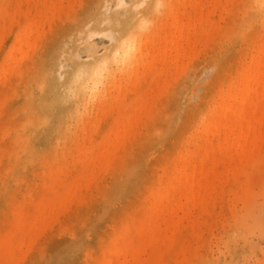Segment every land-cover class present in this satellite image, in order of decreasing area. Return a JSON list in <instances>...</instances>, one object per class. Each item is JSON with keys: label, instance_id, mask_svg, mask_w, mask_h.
Masks as SVG:
<instances>
[{"label": "bare ground", "instance_id": "obj_1", "mask_svg": "<svg viewBox=\"0 0 264 264\" xmlns=\"http://www.w3.org/2000/svg\"><path fill=\"white\" fill-rule=\"evenodd\" d=\"M4 1L0 112L10 88L26 118L14 112L25 121L14 131H5L7 122L1 126L3 135L14 138L9 154L0 156V196L18 200L0 233V264H26L48 237L70 229L66 220L87 213L103 194L104 179L119 177L139 146L147 148L150 160L161 155L148 165L147 185L137 200L90 246L86 260L192 262L204 241L201 228L211 234L223 205L252 194L256 172L264 167V0ZM235 8L242 13L236 25L230 21ZM254 23L259 29L252 30ZM225 38L241 47L221 48ZM204 55L216 67L214 81L208 82L210 76L208 83H198L203 91L196 95L207 108L192 130L181 126L170 141L169 127L185 107L180 100L193 94L199 80L190 69ZM33 68L37 78L29 75ZM173 101L177 109L171 113ZM55 118L59 126L53 130ZM44 137L53 155L45 159L41 183L30 188L29 178L38 174L31 170L40 156L36 142ZM26 169V186L18 190Z\"/></svg>", "mask_w": 264, "mask_h": 264}, {"label": "rangeland", "instance_id": "obj_2", "mask_svg": "<svg viewBox=\"0 0 264 264\" xmlns=\"http://www.w3.org/2000/svg\"><path fill=\"white\" fill-rule=\"evenodd\" d=\"M3 1L4 0H0V3H2ZM76 1L80 4V2L83 0H76ZM77 7H78V5L75 8H77ZM236 9L237 8H235V11H236ZM231 11L234 12V9ZM239 11H240V9H239ZM239 11H238V14H237V11L234 14L233 13L230 14L232 16H235V17H233L232 20H230L233 22H234V20H236L234 22L235 25H236V22L237 23L239 22V19L237 18L238 19L237 20L235 18L238 15L240 16L242 14V13L240 14ZM232 16H231V18H232ZM0 22H2L1 19H0ZM220 23L223 25V28L226 26V23L224 21H220ZM234 23H231V24L234 25ZM1 24L2 23H0V25ZM254 24H255V26L253 27L252 30H256L257 28L259 29L258 24H256V23H254ZM233 25L232 26L230 25V26L234 27ZM242 27H244V25H242ZM260 28H263V29H260V31L262 30L264 32V26L263 27L260 26ZM227 34H228V32H227ZM235 41L230 42L229 38H225L223 43H222L223 45L221 46V48H224V49L229 48L230 49L233 47L232 51H234V50L237 51L241 47V44L238 41H236V42ZM10 43L11 42H9V44ZM220 44H221V42H220ZM56 45H57V43L54 46L52 45L53 46L52 49L55 47L54 49L56 50L58 48L57 47L58 45L57 46ZM232 54H234V52H232ZM232 54L230 53V58H231ZM227 58H228V56H227ZM211 63H212V61L210 62V59L207 58V55H204V56L200 57L198 59L197 63L190 69L191 72L189 71L190 72L189 74L190 75L192 74L191 77L193 75L195 77L196 76L199 77V80L197 79V81L191 80V82L195 81V83H194V87L196 89V90H194L195 96H194V92H193V94L189 93L188 94L189 98L185 97V101H183L184 98L181 99L183 101V103L180 100L181 107H183L182 106L183 104L185 107H183V109L181 108V114H180V117L177 119V121L176 120L174 122L172 121L174 124H175V122L178 124L173 125V123H172V125H171V122H170L171 120L168 121L170 123L169 126L171 125L169 127V129L173 128L172 130H169L171 132L170 133V137H171L170 141H174V138L177 135L176 133H177L178 129H180L181 126H182V131H188V130L190 131V129L192 130V128L202 118L201 114L207 108V104L201 102L200 96L196 95V94H199V91H200V93L203 91L202 90L203 89L202 84H203V82L205 83V80H204L205 78H206V82H207V80L210 79L209 78L210 76H211V79L208 82H212L215 79L216 67L213 66V64L211 65ZM210 66L213 67V69L210 68ZM207 67H208V69H210L211 71L213 70V71L211 72L210 70L207 69ZM32 71H33V73H30L29 75L32 74L31 77L37 78V76H36L37 75V68H33L31 70V72ZM212 77L214 79H212ZM207 78H209V79H207ZM198 83H202V84H200L198 86ZM191 85H192V83H191ZM195 85L197 86V88ZM198 87H200V88H198ZM9 89L10 88H8L7 91H5V93H4V99L6 98L7 104L5 103L4 109L2 108L3 110H2V112H0V117H3L2 119H0L2 122V123L0 122V134H1L0 135V138H1L0 142L2 141V143H0V152H2V153H0V156H2V157L9 154V152L13 146L12 141L14 138V136H13V138L11 137L14 133H11L10 134L11 136L10 135H3L4 129L6 131L7 128H10L7 131H11V129L13 128L12 131H14L17 128L16 127L17 124L22 123V121H23L22 118L23 119H24V117L26 118V116L23 113H21L18 109L21 106L20 102H18L16 99H14L13 96L11 97L10 93H12V90H9ZM5 94H8V95H5ZM188 99H189V101H187ZM173 102L174 103L171 102V104H170L171 106L168 107L169 111H171V113H173L172 111L177 109V107L175 105L176 102L175 101H173ZM10 103H11V105L12 104L13 105L9 106ZM6 105H8L7 108H6ZM11 109L13 111H11ZM14 112H16L17 114L19 113L24 117L21 118L20 115L17 116L16 114H14ZM10 114H11V116L14 114V117L12 119H11ZM15 115L17 117H15ZM7 118H10L11 120L9 121V119H7ZM19 118H20V120H19ZM13 120L15 122H13ZM56 120L59 123L58 119L55 118L54 121H52V124H50V128L53 130L59 126V124L56 122ZM3 121H5V122H3ZM18 121H20V122L18 123ZM24 121H25V119H24ZM10 122H11V124H13V126L15 125V127H13L12 125L10 126L9 125ZM55 123L58 126H56ZM3 124L7 125V127L5 125H4V127H6V128L1 127V126H3ZM183 124H184V126H183ZM53 125L55 126V128L53 127ZM51 129H49L48 132L51 131ZM173 131L176 133H174ZM2 137H4V139ZM5 137H6V139H5ZM3 142L5 144H3ZM10 142H11V147L8 146V148H6L7 147L6 143H8L10 145ZM61 143H62V140H60V145H61ZM1 145L2 146L5 145V146L2 147ZM40 145L43 147H41ZM37 146L40 149L39 150L37 148L39 151L38 154L40 156H37V155L35 156V159H34L35 161L33 160L34 168L31 170H35L38 174L36 175L37 178H35V176H32L31 178H29L33 184L30 188H33L34 186H37L41 183V181H42V170L44 169L45 165L48 164L47 163L48 160L53 155V151H52L53 149L50 150L46 137L39 139L36 142V147ZM41 149H43V150L41 151ZM58 149L61 150L62 147L59 146ZM1 150H3V151H1ZM5 152H7V153L5 154ZM47 152H49V153H47ZM50 154H51V156H50ZM143 154H145V155H143ZM160 155H161V153H158V155H154L155 157L153 156L152 157L153 159L150 160L149 156L147 155V148L146 147H144V146L136 147L135 151H134V155L131 158L128 157L125 159L124 166H123L124 170H122L123 168L121 169V171H122L121 175L119 177H117V175H112V176H109L106 179H104V181H103L104 184L102 186V193L103 194L99 198L97 197L91 201V203L88 206L89 210L87 211V213L83 214L81 212V213H77L76 215H74L73 218L69 217L66 221L68 224H70L71 228L64 231L61 234L56 235V236L48 237L46 244H44L45 247H43L44 246L43 244L39 245L34 256L31 257L26 262V264H38V263L42 264L44 257H46V256L47 257L44 261H47L48 257H49L48 260H50V261L47 263L44 262L43 264H50V262L53 263L54 261L57 264V262L59 260H60V262H58L59 264H69V262H72L73 259L76 260V263L74 261V262H72V264H79L78 263L79 261H81L80 264H88V262L86 260V254H87V251L89 250L90 246H92L93 244H96L98 239L102 235H104V233L108 229L113 228L115 220H117L123 214V212L125 210L129 209L130 206H132V204L137 200V198L140 195V192H142L147 185L148 175L150 173V169L148 168V165L154 163V161ZM39 157H40V159H39ZM142 158H144V159L147 158V159H145V161L143 159L144 165H142L143 164V161H141ZM45 159L47 160V162L45 161ZM137 163H139L141 165V167H139V168L136 167V165H138ZM262 167H261V169H259L256 172V175L253 179V182H252L253 187L251 189V191H253V193L248 195V196H244L242 199H240L238 201L233 200V201L229 202L228 204H224L222 207V208H224L223 211L220 210L221 212L219 213V214H221V213L222 214L217 216L216 220H218V221H215L216 223L214 222V224L212 225L213 227H212V231H211L212 233L211 234L208 231L206 226H203L201 228V232L204 234V241L202 243H200L201 246L199 247V250L195 254L196 258H194L192 260V262H189L188 264H264V167L263 168ZM31 170L26 169L23 172L24 174L23 173L21 174L20 184H18L16 182L19 185L18 190L22 188V186H21L22 184H24L23 187L26 186L25 183L28 180V177H27L28 171L30 172ZM133 170H134L135 174L134 173L131 174ZM138 170H140L139 173H138ZM25 171H27V172L25 173ZM136 172L138 173V175ZM22 176H25V177H22ZM109 178H111V179H109ZM132 180H133V182H132ZM243 181H244V179L242 180V182ZM106 186H108L109 188ZM41 187L42 186H39V189ZM28 189H29V187H28ZM41 190H42V188H41ZM32 193L36 194V190L35 191L33 190ZM17 200L18 199H15L12 197L5 198V197L0 196V222H1L0 223L1 224L0 233L4 230L5 224L7 226V223L9 221L8 215L11 213V210L13 209ZM110 203H112V204H110ZM126 206H127V208H126ZM5 209H6V211H5ZM7 210H9V211L7 212ZM4 212H6L7 214L5 215ZM1 215L3 216L2 218H1ZM4 217H5V219H4ZM184 224L186 226L188 225L187 220L184 221ZM2 225H3V227H2ZM94 230H96V231H94ZM80 236H81V239H80ZM77 237H79V238H77ZM70 238H71V240H70ZM184 239L186 241L188 240V243L191 242L190 230H188V229L184 230ZM73 240H74V242H76L75 243L76 247H75V245H73V243H74ZM79 240H80V244L78 243ZM66 241H67V243H66ZM64 244H66V245H64ZM69 244H72V245H69ZM62 245L67 246V247L65 248ZM80 245L83 248L80 247ZM61 246H62V248L64 247L63 249H65L67 251V252L65 251L67 254H65V252L61 248ZM71 246H73L74 248ZM77 247H80V249H81V250L79 249V252H78V250L75 252V250H76L75 248H77ZM57 248H59V249L61 248V249L58 251ZM69 249H70V251H69ZM68 252H70V254ZM73 252H75V254ZM51 253L53 254L52 256H51ZM63 254H65L66 256ZM55 255H57V256H55ZM67 255H69V257H67ZM53 256H54V259H55V257H57V259L54 260ZM64 256L66 259H64ZM74 257H76V258H74ZM69 258H71L72 260H70ZM61 259L63 261L62 263H61ZM65 260H67V261H65ZM82 260H83V263H82ZM35 262H38V263H35ZM166 264H172V262H166Z\"/></svg>", "mask_w": 264, "mask_h": 264}]
</instances>
